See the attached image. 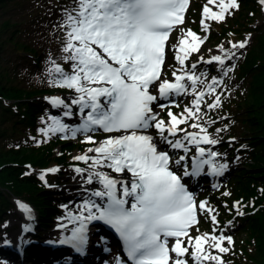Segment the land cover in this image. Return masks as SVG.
<instances>
[{"label": "snow or ice", "instance_id": "6c2138e0", "mask_svg": "<svg viewBox=\"0 0 264 264\" xmlns=\"http://www.w3.org/2000/svg\"><path fill=\"white\" fill-rule=\"evenodd\" d=\"M208 3L217 6L219 11L204 7L201 26L205 30L208 28L206 20L222 21L229 9L239 7L236 0H208ZM260 3L264 4V0ZM188 5L189 0H73V6L65 11L62 27L66 35L62 51L70 71L66 72L51 62L54 66L49 69L53 76L50 83L74 91L76 95L71 105L78 106L83 122L78 127L69 128L50 117L52 126L44 130V134L71 132L75 138L78 133H83L85 142L95 145L87 149L88 153H94L93 156L85 154L75 159L89 165L86 183L98 182L102 186L101 190H86L90 197L106 203H97L89 198L79 206V215L69 213L70 221L77 222L79 226L70 236L59 240L60 244H69L82 251L87 244V224L97 220L119 234L132 264H188L183 259L189 252V248L184 246V237H188V245L193 246L191 258L195 264H203V261L223 264L219 256L211 255L204 248L209 244L221 253L227 252L228 249L221 246L226 239L223 235L209 237L205 234L195 238L189 235V229L199 222L197 207L208 213L214 210L207 206L206 201L198 206L195 204L181 178L170 169L172 158L168 152L158 150L153 136L147 134L150 128H155L161 140L174 150L185 153L175 161L177 165L187 159L189 146L196 148V156L192 158L195 171L189 173L185 169V175L199 172L203 165H212L214 172L219 171L212 159H204L206 155L213 158L217 155L215 152L206 153L201 147L202 144L217 143L209 137L207 129L192 123L193 129L199 128L203 133L200 135L179 127L189 119L198 118L205 96L202 91L196 92L199 77L194 72H183L189 53L199 51L197 42H203L201 37L191 30L182 35L175 55L181 65L177 71L181 74L173 72L174 83L164 80L158 85L159 97L149 91L161 80L166 43L175 26L184 23ZM232 47L244 48L246 42ZM213 61L224 65L221 56H214L207 63ZM191 67L194 70L196 65ZM185 80L191 82L195 96L192 107L185 108L180 116L169 111L170 119L166 123L159 118L153 104L158 98L168 100L171 94H186ZM212 83L217 81L214 79ZM208 88L212 89V85ZM51 103L67 109L65 115L72 114L70 104L64 100L54 98ZM159 107L169 105L160 104ZM97 130L120 135L96 141L88 134ZM180 132H184L182 139H170ZM101 169H110L117 177ZM51 171L54 173L58 169ZM75 171L82 176L85 172L81 168ZM125 173L130 174L131 179H124ZM19 208L31 216V209L26 205L20 203ZM212 221L216 222L214 215ZM24 231L32 229L26 226ZM169 238H174L171 247ZM227 240L232 242L231 237Z\"/></svg>", "mask_w": 264, "mask_h": 264}, {"label": "rangeland", "instance_id": "374dc122", "mask_svg": "<svg viewBox=\"0 0 264 264\" xmlns=\"http://www.w3.org/2000/svg\"><path fill=\"white\" fill-rule=\"evenodd\" d=\"M58 1L59 0H11L0 12V14L3 15L2 19H12L14 22L19 23L17 28L20 33L18 34L16 41L21 44H26L28 48L32 47L35 49L34 55H28L25 49L21 50L19 47L17 49L10 45L7 53L3 56L4 59L2 61V67L8 68L6 71L9 74V77L12 78L14 84L26 89L35 87L57 90L59 87L50 83L53 76L49 73V69L54 66L51 62L54 61L55 64L62 67L66 72L70 71L69 64L65 63L63 59L65 54L62 49L65 42L66 30L62 27V25L65 17L61 16L58 12ZM236 3L239 7L229 9L224 15V19L222 21L217 22L212 19L206 20L205 23L208 28L205 30L201 26V20L204 18V7H212L214 10L218 9V7L213 4H209L208 0L193 1V5L185 25L176 28L174 32L170 44L169 59L166 65L164 79H174L173 72H177L178 75L181 74V72L177 71L178 69H181V65L177 63L175 55L177 54L179 39L184 33L191 30L199 37H207V41L199 49V51L192 52L191 59L189 61L186 60V67L183 66V72H194L195 76L199 77V82L196 85V92L199 93L202 91L205 93V96L201 101L202 105L200 106L198 118L189 119L187 123L181 124L179 127L181 129H186L189 133H200L199 128L193 129L190 126L192 123H198L203 128H206L209 137L216 140L217 143L215 145L202 144V147H204L207 151L217 153V156L220 155V158L216 161V163L220 168L221 166H224L221 169L231 168L233 171L236 169V171L239 172L242 168H244L243 163L245 160L243 159L241 148L238 153L236 150L243 144L247 145L248 142L244 138H238L239 135H236L231 129L230 125L232 120L230 122H226L221 119H227L230 116L229 112L231 113V110L229 111L226 108H228V106L230 107L231 104V109H233L234 114H238L235 112L241 111L239 104H241L244 99H247L248 84L251 78L250 76L246 77L240 74L239 67L244 64L248 52L257 46L258 40L260 38H264V4H261L260 0H250L248 3L244 0H236ZM237 17V24L241 23L244 25L246 24V18L250 17L242 38L236 40L233 38H226L220 33L216 34V28H219L220 30L222 26L231 25V21L237 19ZM228 22L231 23L228 24ZM208 23L211 25H208ZM213 25H215V27ZM216 25H220L221 27H216ZM241 42H246V47H232L233 44H239ZM214 56L226 57L225 61H227V63L223 66L215 61L207 63V61L211 60ZM193 64L196 65L194 70L191 67ZM214 79L217 81L215 84L212 83ZM210 84L212 85V89L208 88V85ZM60 88L64 89L63 87ZM62 92V95L53 97V99H62L65 103L70 104L71 107H76V105H71V100L76 95L74 91L65 88V91ZM217 98H219L218 103ZM194 99L195 96L192 93V86L190 84L187 93L183 94L181 98L171 101L170 103H166L169 107H158L160 108L161 119L165 120L167 123L170 119L168 117L169 111H172L173 114L180 116L184 113L185 108L192 107ZM51 100L52 98H49V105L43 110V114L39 115L37 118L38 125L36 132L47 139L59 137L61 139L72 140V142L79 139L83 141L85 139V135L83 133L77 134L75 138H73L72 133L68 132H48L47 135L44 134V130L52 126L50 117H55L67 125L61 117V110L64 108L53 105ZM209 105H215V107H209ZM162 109L165 110L162 112ZM208 111H212V113L209 115L206 113ZM212 117H219L220 119L218 120L216 127L209 122V119ZM230 117L231 119H235L232 118V116ZM25 131L26 133H29L27 130ZM154 131L157 137L160 138L155 128ZM88 135H91L96 141H101L106 138V133H103L100 130H97L94 133H89ZM165 135H167V133H165ZM183 136L184 132H180L175 139H182ZM26 139H28V137H26ZM86 146L89 148L94 147L95 145L88 143ZM227 146L228 148H225ZM189 147L190 151L187 152L186 156L190 159V166H192V158L196 156V149L194 146ZM73 151L74 156H72L71 162L65 167L59 169V176L56 177L51 174L47 175V183H45L47 186L46 188L53 189L54 191L53 201L55 202L56 210L53 212L52 217L47 219L46 222L48 223V226L45 231H43V234H53L59 224H64L65 222L74 223L70 221L69 213L79 215V206L87 199V196L88 198H91L88 193L84 192L85 188L83 187L86 184V177L90 171L89 165L85 164L83 161L76 160L75 157L85 154L93 156L94 153H88L87 151L82 153L79 148H74ZM177 152L175 157L176 160L179 159V156L185 155L183 151ZM233 153H236L235 156ZM205 158L210 159L209 156H206ZM177 166L180 167L181 164ZM202 167L203 169H206L207 165H203ZM76 168L84 169V175L82 176L81 174L76 173ZM101 170L108 172L113 177H117V174L113 173L110 169ZM237 172L234 171L229 174V176L223 181L222 186L216 190L220 192V194L213 202H211L214 206L209 203L207 205L214 211L212 213L205 212L206 214L202 217L200 227L195 229L192 234L193 238L205 234L209 237H219L223 235L226 239L223 241L221 246L226 247L228 249L227 252L221 253L217 249L210 247L209 244H205L206 252L213 256H219L223 264H249V261H245V258H248V253L244 250L243 253H241L238 248L241 243V239L248 240L249 238L247 234L241 233V221L234 220L235 216L232 220L229 219L225 227L220 229H214L212 227V223L208 222L209 220L207 221L208 217L220 214V212L224 218L228 216L229 211L224 204L226 201H224L222 197L223 194L230 195L232 186L229 182ZM199 198L208 199L206 198L205 191L199 193ZM205 201L208 202L207 200ZM22 202V200H15L10 210L3 216V221L0 224V245L5 239H13L16 242H20L22 240L21 235L24 218L22 217L19 208V204ZM231 204L234 203L232 202ZM216 206H219L220 208H217ZM41 223L42 222L40 221L38 214L36 228L37 231L40 232H42L40 228ZM98 237L99 236L96 235L95 238ZM227 237H231V243H228ZM233 238H235V240ZM187 247H189L190 250V254L188 256L190 264H195V261L191 258L193 246L188 245V240ZM114 255H117V251H115L113 256ZM0 264L22 263L20 259L15 261L14 259L0 256ZM203 264H218V262L203 261Z\"/></svg>", "mask_w": 264, "mask_h": 264}, {"label": "trees", "instance_id": "16d2710c", "mask_svg": "<svg viewBox=\"0 0 264 264\" xmlns=\"http://www.w3.org/2000/svg\"><path fill=\"white\" fill-rule=\"evenodd\" d=\"M9 1L0 0V12ZM72 1H58L57 8L61 16L65 17L64 13L72 6ZM2 18L0 14V224L17 197L32 203L37 209L41 225L47 226V219L56 210L54 191L46 188V184L38 179L37 172L50 171L51 175L57 177L59 169L71 162L73 149L79 148L85 152L86 148L79 142L47 139L36 132L37 118L47 105L46 97L60 96L64 90L26 89L13 83L6 71L8 68L2 67L3 56L8 48L12 45L17 49H25L28 55H34L35 49L16 41L20 33L18 22ZM249 18H246L244 25L237 24V17L231 21V25H226L228 27L218 28L216 34L238 40L243 37ZM239 73L251 78L247 99L239 104L241 111L235 112L238 114H234L232 104L226 108L231 110L229 115L235 119L229 116L221 120H232L231 129L239 135L238 138H244L248 143L237 148V151L241 148L244 168L229 182L232 186L231 198L223 199L229 213L237 215V220L241 221V233L249 237L248 240L241 239L238 246L241 253L243 250L248 253L245 261H249V264H264V38H260L257 46L248 52L244 64L239 67ZM212 120L220 119L217 117ZM52 169L58 171L53 173ZM233 200L238 202L237 209L231 205ZM231 216L228 215L227 219ZM221 223L224 225L223 221Z\"/></svg>", "mask_w": 264, "mask_h": 264}, {"label": "bare ground", "instance_id": "6f19581e", "mask_svg": "<svg viewBox=\"0 0 264 264\" xmlns=\"http://www.w3.org/2000/svg\"><path fill=\"white\" fill-rule=\"evenodd\" d=\"M210 9H212L213 11H219V8L218 9H213L212 7H209ZM187 40H188V42L189 43H191V38L190 37H188L187 38ZM185 47H187V45H185ZM190 54V53H189ZM181 55H183V53H181ZM223 59H225L226 57H224V56H221ZM186 65H187V63H186V61L184 62V67H186ZM112 176V175H111ZM119 178V177H118ZM123 178L124 179H131V177H130V174H128V173H125L124 174V176H123ZM99 186H101L98 182H94L93 184H91V185H89V184H85L83 187L85 188V190H84V192L85 193H88V195L90 196V194H89V191H86V190H93V189H95V190H101V189H99ZM87 199H89L88 198V196H87ZM90 199H95L96 200V202H98V198H95V197H92V198H90ZM131 198H129V200H130Z\"/></svg>", "mask_w": 264, "mask_h": 264}]
</instances>
